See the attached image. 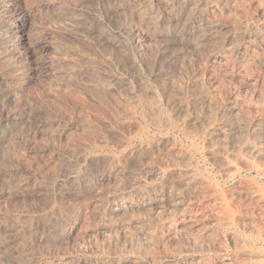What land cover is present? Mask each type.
<instances>
[{
    "label": "rangeland",
    "instance_id": "1",
    "mask_svg": "<svg viewBox=\"0 0 264 264\" xmlns=\"http://www.w3.org/2000/svg\"><path fill=\"white\" fill-rule=\"evenodd\" d=\"M18 2L0 264H264V0Z\"/></svg>",
    "mask_w": 264,
    "mask_h": 264
},
{
    "label": "bare ground",
    "instance_id": "2",
    "mask_svg": "<svg viewBox=\"0 0 264 264\" xmlns=\"http://www.w3.org/2000/svg\"><path fill=\"white\" fill-rule=\"evenodd\" d=\"M19 0H0V36L1 37H11V32H14V30L18 29V28H22V26L25 24L26 19L28 17L25 9L21 8L19 6ZM165 1V0H163ZM174 1V0H173ZM167 3V2H166ZM194 14L199 16L200 13H202L203 8H201V4L200 3H194ZM205 4V3H204ZM149 6V5H148ZM151 6V5H150ZM216 8V7H215ZM192 9V10H193ZM142 10V9H141ZM144 12V11H143ZM189 12V11H188ZM191 12V11H190ZM189 12V13H190ZM212 13V12H211ZM144 14V13H143ZM188 14V13H187ZM208 14V13H207ZM190 16V14H189ZM202 17V16H201ZM210 17V16H208ZM143 18V15H142ZM215 22V21H214ZM209 23V22H208ZM212 24V23H211ZM246 25V24H245ZM200 27V26H199ZM155 28V27H154ZM159 28V27H158ZM219 28V27H218ZM198 29V28H197ZM206 30V29H205ZM22 32V31H21ZM201 32V31H200ZM206 32V31H204ZM209 32V31H208ZM255 32V31H254ZM202 33V32H201ZM196 34V33H195ZM16 35V34H15ZM217 36V35H216ZM13 37V36H12ZM29 37V36H28ZM7 39V38H6ZM2 41V40H0ZM10 44L8 45L10 47L11 53L13 51L19 52V55L21 54V57L24 56L23 50L21 51V47L25 44V35L24 34H20L18 35V37L15 39L11 38V40H9ZM39 42V41H38ZM27 43V42H26ZM3 44V43H2ZM41 44V43H40ZM1 46V45H0ZM7 46V47H8ZM21 48V49H20ZM220 49V48H219ZM4 50V49H3ZM27 50V49H26ZM10 52V51H9ZM29 52H33V51H29ZM10 53V54H11ZM27 53V52H25ZM222 54V53H221ZM2 55V54H1ZM7 56V55H6ZM16 56V55H15ZM19 57V56H18ZM36 57V56H35ZM12 58V57H11ZM24 58V57H23ZM229 58V57H228ZM8 59V58H7ZM16 59V58H15ZM230 59V58H229ZM3 60V59H1ZM9 60V59H8ZM12 60V59H11ZM240 60V59H239ZM46 61V60H45ZM227 61V60H226ZM233 61V60H232ZM13 62V61H12ZM23 62V61H22ZM30 68L33 70V72H42V67L40 68V66L38 65V62L36 61H32V59H30ZM247 62V61H246ZM11 63V62H10ZM17 63V62H16ZM49 63V62H48ZM6 64V62H5ZM14 64V63H13ZM18 64V63H17ZM3 65V64H2ZM228 65V64H227ZM233 65V64H232ZM51 67V66H50ZM3 68V67H1ZM7 68V67H5ZM231 69V68H230ZM246 70V69H245ZM2 71V70H1ZM16 72V71H15ZM26 72V71H25ZM44 73L46 72L45 70L43 71ZM2 74V72H1ZM0 74V76H1ZM4 74V73H3ZM0 77V83L2 82L3 84H5L8 86V91L7 93L10 92L13 94H18V87H14L13 85H10V81H9V77H12L11 75L6 76L3 75ZM7 74V71H6ZM40 74V73H39ZM8 75V74H7ZM18 76V75H17ZM14 79V78H13ZM19 81V80H18ZM12 84L14 83L13 81H11ZM17 83V82H16ZM16 85V84H15ZM20 85V84H19ZM13 86V87H12ZM18 88V89H17ZM25 88V87H24ZM7 90V88H6ZM23 90V89H22ZM5 92V91H4ZM21 92V91H19ZM23 92V91H22ZM12 94V95H13ZM24 96V95H23ZM9 97V95H8ZM13 97V96H11ZM10 97V98H11ZM16 97V96H15ZM21 97V96H20ZM20 99V98H19ZM19 99L18 102L20 101ZM7 100V99H5ZM157 103V102H156ZM158 106V105H156ZM144 107V106H143ZM159 107V106H158ZM146 108V107H145ZM155 109V108H154ZM146 110V109H145ZM15 111V110H14ZM170 112V111H169ZM165 113V112H164ZM18 115V114H16ZM15 115V116H16ZM151 115V114H150ZM165 115V114H164ZM21 116V115H20ZM154 117V116H153ZM173 118V117H172ZM170 119V118H169ZM229 119V118H228ZM259 122V121H258ZM253 123V122H252ZM165 124V123H164ZM159 125V124H158ZM166 126V125H165ZM171 126V125H170ZM259 126V125H258ZM215 127V126H214ZM261 127V126H260ZM259 127V128H260ZM220 130V129H219ZM256 130V129H255ZM214 131V130H213ZM212 132V131H211ZM215 132V131H214ZM219 132V131H218ZM216 133V132H215ZM258 133V132H257ZM208 135V134H207ZM205 139V138H204ZM215 140V139H214ZM223 141V140H222ZM245 142V141H244ZM211 145V144H210ZM252 145V144H251ZM241 146V145H240ZM208 147V146H207ZM213 147V146H211ZM251 148V147H250ZM255 148V147H254ZM211 149V148H210ZM226 149V148H225ZM217 150V149H216ZM215 150V151H216ZM219 150V149H218ZM245 151V150H244ZM258 151V150H257ZM218 154V153H217ZM221 154V153H220ZM242 164V163H241ZM235 168V167H234ZM233 168V169H234ZM72 174V173H71ZM84 174V173H83ZM88 174V173H87ZM234 175V173H233ZM83 176V175H82ZM231 176V175H230ZM81 178V177H80ZM252 190V189H251ZM254 191V190H253ZM181 198V197H180ZM179 200V199H178ZM100 201V200H99ZM131 208V207H130ZM125 211V210H124ZM191 211V210H190ZM188 214V213H187ZM192 220V219H191ZM234 221V220H233ZM232 221V222H233ZM260 229V228H259ZM262 231V230H261ZM261 234V233H260ZM257 237V236H256ZM263 237V236H262ZM264 241V240H263ZM241 244V243H240ZM251 247V246H250ZM245 248V247H244ZM243 248V249H244ZM255 249V248H254ZM245 253V252H244ZM173 257V256H172ZM175 257V256H174ZM89 262V261H88ZM102 264V263H101Z\"/></svg>",
    "mask_w": 264,
    "mask_h": 264
}]
</instances>
